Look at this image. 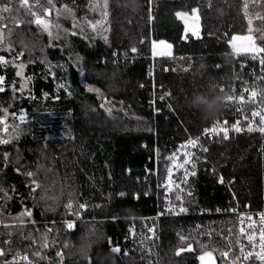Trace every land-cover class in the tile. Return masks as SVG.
<instances>
[{"label":"trees","instance_id":"obj_1","mask_svg":"<svg viewBox=\"0 0 264 264\" xmlns=\"http://www.w3.org/2000/svg\"><path fill=\"white\" fill-rule=\"evenodd\" d=\"M97 2L103 4L29 0L37 15L50 20L51 35L19 0H12L9 19L0 21L7 24L0 56L8 61L0 64V119L7 125L5 131L0 124V139L8 141L0 143V264H200L211 251L197 253L191 246L151 263L132 233L158 212L157 185L174 148L230 117L225 99L215 118L205 117L197 97H224L219 84L233 60L229 43L248 30L243 0H108L106 17ZM193 9L200 16L199 38L185 35L177 16ZM160 41L171 45L172 55L155 60L154 91L148 73L152 43ZM115 53L129 60L115 61ZM45 109L72 122V140L37 129L35 117ZM22 111L25 122L18 120ZM195 172L191 212L227 204L221 177L236 180L241 201L260 205L264 137L244 134L213 145ZM193 222L220 248L232 249L235 259L229 217Z\"/></svg>","mask_w":264,"mask_h":264},{"label":"built area","instance_id":"obj_2","mask_svg":"<svg viewBox=\"0 0 264 264\" xmlns=\"http://www.w3.org/2000/svg\"><path fill=\"white\" fill-rule=\"evenodd\" d=\"M115 53L113 54V57L115 61H127L129 60V57L125 56L124 54ZM232 63L228 68V74H223L221 79V87L222 89H225L227 85L226 81L232 80V85L235 90H238L237 88H243L245 84L249 82V78H254L256 76H260V83L262 86H264V64H262L260 61L261 59H264V54H258L257 59H252V55H233L232 56ZM148 78L152 81V87L156 88V66L155 61L152 59V66L149 69ZM225 94V93H224ZM227 96L225 95V98ZM164 98V97H163ZM161 98V99H163ZM237 99H234L232 102H226L228 105L232 107V112L234 111V107L236 106V109L233 114H230L229 118L221 120V127L228 129V138H224V133L222 131L219 132V134H205V129L210 128L213 126L210 125L209 127L205 128L201 134H199L196 137L189 138L185 140L182 143H179L174 150L171 152V154L168 156H173L176 154L177 159L175 161V164L183 162L185 159L184 153L190 152L192 153V161L195 163V168L192 169L191 165H185V168L188 170L189 175L187 176V182L186 184L183 183V173L185 169H177L175 167V164L172 160H169L167 158V169L164 176V180L157 185V199H158V212L155 216L152 218H149L152 221L162 222L167 221L171 222V220L175 221H193L195 217H217V216H226L229 217L233 223L234 228L236 230V258L240 257L239 259H236L238 264H264V262L257 260L255 256L253 255L248 260H244L243 256L240 255V246L243 245L245 254L248 251L253 250L252 245L249 244V242L246 239V234L251 231V229L248 228L249 221L247 220V217L250 215L252 217L253 221H256V229H257V235H256V241L258 243L259 241V214L264 213V176L262 179V203L258 206L252 205L251 202H243L240 200L236 189L235 184L236 180L231 179L227 180L226 178H223V183L220 182V186H224L225 190L228 191L229 199L225 206H219L212 208H202L196 211L191 212L188 209V197L187 193L190 192V183L194 175H191L192 171H196L198 165L202 162L203 159L206 158V155L209 153L211 147L215 144L228 142L236 140L237 137H240L244 134H252V135H259L262 136L264 134H260L259 131H252L248 132L247 128L249 125L244 122H239V117L237 114L239 113H250L252 110H263V104L259 99L255 100L257 102V105L251 107L250 109H246L244 107L245 104L242 102H237ZM157 102V97L154 95L153 98L150 100V104L155 107ZM243 106V107H242ZM234 121L229 122L228 120ZM227 122L226 124L223 122ZM239 127L241 130L239 132L234 130V127ZM254 129V124L252 123L250 125ZM189 140H197V146L196 147H182L184 145L188 144ZM207 149V151H203V149ZM171 168L172 170V182L168 185L172 189V191H167L165 188V183L167 180L168 170ZM196 173V172H195ZM179 184L180 188L177 189L176 185ZM180 196L182 198L181 200H177L176 197ZM182 206L187 208L188 211L186 213H179L175 214L174 212L168 211L169 207H176L178 209L179 206ZM241 216L244 217L243 223H241ZM245 228V235L240 234V228ZM258 251V248L256 249Z\"/></svg>","mask_w":264,"mask_h":264},{"label":"rangeland","instance_id":"obj_3","mask_svg":"<svg viewBox=\"0 0 264 264\" xmlns=\"http://www.w3.org/2000/svg\"><path fill=\"white\" fill-rule=\"evenodd\" d=\"M152 4L154 5L157 0H151ZM108 8H109V2H108ZM107 8V9H108ZM105 11V9H103ZM187 14V13H185ZM248 14L252 16L253 18L259 15L260 17H264V2L262 0H255V3L252 2V0L249 2L248 7ZM42 18L50 21L47 17L43 16ZM185 25V35H190L195 38L201 37V25H200V16L197 12L195 15H193V12L191 14H187L185 16V19L182 20ZM253 32L251 35L253 36L255 43L258 47H264V42H260V38L264 39V20H258L253 19ZM193 32L196 34L193 35ZM247 33L244 35H235V36H247ZM234 37V36H233ZM247 41H237V44L239 45H245ZM156 48L154 51V42L152 43V59L153 61L157 60L158 58H166V56H170L171 52L170 49L165 47L166 45H161L160 43L155 42ZM167 45H170L167 43ZM229 46L231 48V51L233 52L232 56L234 55H253L252 53H244L241 52H235L232 48V39L229 43ZM264 54V53H260ZM229 71L226 72L228 74ZM249 82L244 85L243 88H237L238 90H235L232 85V80L226 81V88L221 91L222 87L221 84H219V89L222 95L226 96H233L235 99L239 100L241 96H243V100L240 101L246 107V109H250L251 107L257 105V102L255 103L251 102V99L257 100L259 99L264 107V86L261 85L260 76H256L254 78H249ZM2 87V85H0ZM4 88V87H3ZM252 91H255L257 93V96L255 98H250V93ZM1 93V92H0ZM225 93V94H224ZM231 110L232 107L228 105ZM243 107V106H242ZM236 109V106L234 107V111ZM234 111H231V114L234 113ZM253 111L258 110H252L250 113H239L237 116L239 117V122H246L249 126L253 123L254 127H258L259 125V117H252L251 113ZM21 113L25 114V119L21 122L27 121L29 118L25 111H22ZM20 113V114H21ZM19 114V116H20ZM262 114H264V108L262 110ZM19 120V119H18ZM37 129L42 132V134L47 132H52L54 135L57 134V137L60 138V140H72L74 138V125H72V122L64 121L63 117L57 113L55 109H45L43 112H41L39 115L35 117ZM229 122L234 121L228 120ZM251 122V124H250ZM262 134V133H260ZM264 137V135H262ZM6 167L4 166L3 169ZM191 193V191H190ZM191 195L188 197V201ZM188 205V204H187ZM20 219H26V216H23V218ZM149 221H144L143 228L138 229V231L135 229L133 231V237L138 236L140 238V244L142 245V248L146 250L150 255L151 258H149L148 261L151 263H155L159 257L165 256L168 253L176 252L180 248H188V246H191L197 253L205 252V251H211L214 253L215 258L217 259L218 264H238L236 261V257L234 259V256L232 254V249L225 250L223 248H220L212 239L211 233L205 229V227H202L201 225H195L190 222H182L178 224L169 223L167 221L157 222L152 221L148 219ZM71 224V222H69ZM8 225V224H6ZM201 230V231H198ZM181 237H184V240H181ZM229 252V256L227 258H224L222 253L223 252Z\"/></svg>","mask_w":264,"mask_h":264},{"label":"snow or ice","instance_id":"obj_4","mask_svg":"<svg viewBox=\"0 0 264 264\" xmlns=\"http://www.w3.org/2000/svg\"><path fill=\"white\" fill-rule=\"evenodd\" d=\"M252 2L255 3V0H252ZM46 3L48 5H51L52 0H46ZM11 5H12V0H6V2H3V0H0V21H4V20L9 19L10 15L13 12V7ZM94 6L95 7H103V9H105L104 15H105V17L107 16L106 10L108 8V0H103L102 5L97 2ZM242 6H243L244 15L248 20V33L249 34L247 36H234V37H232V48L235 52L243 51L244 53H252L253 54L252 59H257L258 54L264 53V47H258L256 45L255 40H254L253 36L251 35V33L253 32L252 24H253L254 18L258 19V20H264V17H260L259 15H257L256 17L253 18L252 16H250L248 14L249 0H243ZM19 7L26 9L28 11V13L34 17L33 22L35 24L41 26L44 31H47L48 34L51 35L50 22L48 20L42 18L40 15H37V13L35 11H33V8L35 7V5H31L29 3V0H19ZM41 8L43 9V12L45 14L49 13V8L44 7L43 5H41ZM65 9H67V6H65ZM197 12H198V9H193V15H195ZM5 14H8V15H5ZM186 15L187 14L182 13V12L177 13V16L182 20L185 19ZM17 24H18V22H17ZM91 27L93 29H95L96 25L93 24V25H91ZM5 28H7V24L0 23V45H2L4 43V30H5ZM195 34L196 33L193 32V35H195ZM106 39L107 38L105 37V40ZM237 41H247V43L245 45H239V44H237ZM160 44L164 45V42L161 41ZM164 46L169 48V49L171 48V45H164ZM155 48H156V45L154 42V51H155ZM133 51H135V49H133ZM260 62L262 64H264V59H261ZM7 63H8V61L4 57L0 56V64H7ZM22 72H23V66L21 65L20 70L17 71L16 75L21 76ZM3 81H4V77L0 76V85L3 84ZM88 90L92 91L91 88H89ZM2 91H4V88L0 87V92H2ZM221 91H223V89H221ZM256 96H257V93L255 91H252L250 93V98H255ZM234 99L235 98L233 96L229 95L225 98V102H232ZM242 100H243V96H241L237 102L242 101ZM251 102L255 103V100L251 99ZM3 112H4V117L6 118L7 117V110L4 109ZM108 112L110 114L111 109H108ZM251 115H252V117H259V125L255 129L253 127L249 126L247 128V131L248 132L259 131L260 133L264 134V114H262V111H253L251 113ZM18 119L23 121L25 119V114L21 113L20 116L18 117ZM223 123L226 124L227 122L225 121ZM0 124H4L5 131H6L7 125H6L4 119H0ZM250 124H251V122H250ZM233 127H234V130L237 132H239L241 130L239 127H236V126H233ZM220 131H222L224 133V138L227 139L228 138V129L221 127V122L217 120L214 122L212 127L205 129V134H219ZM7 142H8L7 140L0 139V143H7ZM189 146L190 147H196L197 146V140H189L188 144L184 145L182 147H189ZM203 151H207V149L205 148V149H203ZM184 156H185V159L183 160V162L178 163V164H175V161L177 159L176 154H174L173 156H170L168 159L172 160L174 162L175 167L178 170L179 169H185L184 173H183L184 179L182 182L186 184L187 176L189 175V172L185 168V165H191L192 169H194L195 163L192 161V153L185 152ZM29 175H31V173H29ZM191 175H195V172L192 171ZM171 177H172V170L170 168L168 170L167 180H166V183L164 185L167 191H172V189L170 187H168L169 184L173 183ZM220 182L223 183L222 177L220 178ZM37 187H39V185H37ZM176 188L179 189L180 185L177 184ZM5 195H7V194L5 193ZM187 195H191V193L189 192V193H187ZM176 199L182 201V198L179 195L176 197ZM68 207L71 208L72 205L69 204ZM80 207L83 208L84 205H80ZM168 211L174 212L175 214H179V213H186L188 211V209L183 207L182 203H181V206H179L178 209L176 207H169ZM26 214L30 216L31 212H27ZM243 220H244V217L241 216V223H243ZM247 220L249 221L248 228L251 229V231L246 234V239L249 242V244L252 245L253 250L248 251L245 254L244 247H243V245H241L240 246V255L243 256L244 260H248L250 257H252L254 255L257 260L264 262V213L259 214V225H260V227L258 230L259 231L258 243L256 241V235H257V229L255 227L256 221H253L252 217L250 215L247 217ZM6 227H7V225H6ZM67 227L71 229L73 227V225L71 223H69L67 225ZM239 231H240L241 235H245V228L244 227H241ZM184 239H185L184 237H181V240H184ZM45 246H47V245H45ZM257 248H258V251H256ZM188 250L191 251V248L189 247ZM111 251L115 252V253H119L120 248L119 247H113V248H111ZM177 254H179V252ZM4 255H5L4 250L2 248H0V257H2ZM58 255H60V254L58 253ZM222 255L224 258H227L229 256V252L225 251L222 253ZM239 258L240 257H237L236 259H239ZM23 259L27 260V257H24ZM199 259L202 262H205V264H214L211 252H205L203 255H201L199 257ZM89 264H91V261H89Z\"/></svg>","mask_w":264,"mask_h":264},{"label":"clouds","instance_id":"obj_5","mask_svg":"<svg viewBox=\"0 0 264 264\" xmlns=\"http://www.w3.org/2000/svg\"><path fill=\"white\" fill-rule=\"evenodd\" d=\"M198 103L202 105L201 112L207 118H215L223 104L224 97L221 95H214L211 98L200 95L197 97Z\"/></svg>","mask_w":264,"mask_h":264},{"label":"crops","instance_id":"obj_6","mask_svg":"<svg viewBox=\"0 0 264 264\" xmlns=\"http://www.w3.org/2000/svg\"><path fill=\"white\" fill-rule=\"evenodd\" d=\"M179 18V17H178ZM180 19V18H179ZM182 20V19H181ZM161 42V41H160ZM160 42H157V43H160ZM166 45H167V42H165V41H163ZM170 52H171V54H170V56L172 55V47H171V49H170ZM169 55L168 56H166V57H170ZM183 223L184 222H190V221H182ZM182 222H180V223H182ZM192 223H194L193 221H192Z\"/></svg>","mask_w":264,"mask_h":264},{"label":"water","instance_id":"obj_7","mask_svg":"<svg viewBox=\"0 0 264 264\" xmlns=\"http://www.w3.org/2000/svg\"><path fill=\"white\" fill-rule=\"evenodd\" d=\"M212 259L214 264H218L217 259L215 258L214 254H212ZM200 264H205V262L200 261Z\"/></svg>","mask_w":264,"mask_h":264}]
</instances>
